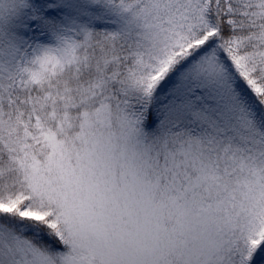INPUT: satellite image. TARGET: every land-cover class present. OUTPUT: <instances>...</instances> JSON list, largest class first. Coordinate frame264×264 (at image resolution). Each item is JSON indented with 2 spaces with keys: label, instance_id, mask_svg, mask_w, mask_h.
Instances as JSON below:
<instances>
[{
  "label": "snow or ice",
  "instance_id": "1",
  "mask_svg": "<svg viewBox=\"0 0 264 264\" xmlns=\"http://www.w3.org/2000/svg\"><path fill=\"white\" fill-rule=\"evenodd\" d=\"M0 264H264V0H0Z\"/></svg>",
  "mask_w": 264,
  "mask_h": 264
}]
</instances>
